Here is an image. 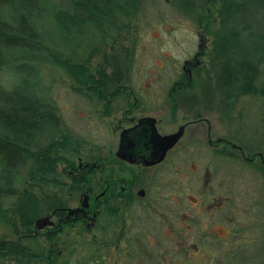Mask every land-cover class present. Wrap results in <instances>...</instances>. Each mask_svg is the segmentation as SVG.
Masks as SVG:
<instances>
[{"label":"rangeland","instance_id":"1","mask_svg":"<svg viewBox=\"0 0 264 264\" xmlns=\"http://www.w3.org/2000/svg\"><path fill=\"white\" fill-rule=\"evenodd\" d=\"M176 4L174 0H145L136 13L127 17L128 20L117 23L124 24L117 31H101L96 37V47L88 53V70L102 80L107 94L114 93L115 87L130 90L137 99L143 100L141 108L158 113L162 119H169L170 108L175 107V119L166 123L162 132L172 131L178 123L199 117L185 127L183 135L167 152L162 163L142 173L140 187L145 189V196L132 204L128 222L127 165L113 157L118 133L114 130V120L120 116L125 98L116 99V94L109 97L110 103L104 107L102 100L75 93L73 81L65 71L54 65L46 54L41 55L39 69L46 95L57 108L60 130L69 135L77 149L72 158L76 166L83 169L80 173L88 167L91 171L84 185L71 182L62 173L65 186L57 193L60 207L71 209L78 206L82 189L96 193L103 188L102 179L109 176V181L114 182L116 195L105 207L110 206L114 213L106 215L101 212L96 218L93 232L98 241L100 237L120 235L119 227L122 228L123 223L124 233L128 227L127 234L140 241L131 245L141 247L136 251L152 258V261L145 260L146 257L137 259L142 264H264V252L259 247L264 236V174L260 169L264 171V163L257 158L259 153L264 159V100L259 95H239L232 103L228 117L223 114L225 110L222 111L220 92L214 80L215 68L209 62L211 32L218 22L215 12L218 0L213 7L206 0L195 3L193 12L206 17L203 23L211 22L206 32L203 27L196 28L193 20L182 14ZM94 37L92 33H85L81 38H69L63 48L52 45L50 50L60 54L61 59L79 61V54L73 51L75 45L80 43L85 48L93 43ZM199 47H204L197 56L199 63L193 67L184 66ZM5 69L0 71V76ZM186 74L189 78L185 77ZM167 94L174 97L173 104L166 101ZM207 134L211 140L221 138L228 144L209 146L206 144ZM224 150L227 160L218 154ZM241 155L252 157V160L247 161ZM61 168L59 164L57 169ZM25 170L21 167L19 175L25 177ZM135 176H129V179L135 180ZM120 187L125 189L120 190ZM51 190L48 187L32 189L38 202V215L34 220L50 213L48 204L55 197ZM219 200L222 206L218 209ZM3 202L8 211L0 219V241L15 239L12 226L5 225L4 220L7 223L12 221L14 214L10 210L16 207V196ZM175 204L179 205V216ZM13 219L18 223L15 217ZM173 230L178 232L176 234L184 244L182 240L173 241ZM44 232V228L36 232V242L43 255L48 245ZM75 236L85 234L77 235L71 230L69 237ZM21 242L28 244L25 239ZM194 242L198 248L191 244ZM29 244L33 245V242ZM103 245L82 240L70 255H66L64 247L55 264H97V251L107 250L94 251V247ZM57 247L61 248L59 244ZM186 250L188 253H183ZM1 261L16 264L9 257ZM29 264L48 263L39 258ZM120 264H130V260Z\"/></svg>","mask_w":264,"mask_h":264},{"label":"trees","instance_id":"2","mask_svg":"<svg viewBox=\"0 0 264 264\" xmlns=\"http://www.w3.org/2000/svg\"><path fill=\"white\" fill-rule=\"evenodd\" d=\"M144 1L0 0V71L6 68L0 76V219L8 211L3 200L16 196L17 201L15 209L10 210L14 214L12 221L4 220L5 225L12 226L15 239L0 241V260L9 257L16 264H22V261L29 264L40 258L55 264L58 257L53 242H59V237L69 236L71 230L77 235L95 236V227L85 226L80 220L78 223L67 222L61 229L44 234L48 244L45 255L36 242L39 229L33 224L38 215V202L32 189L51 188L52 196L56 198L48 204L49 211L62 215L57 198V193L65 186L62 173L71 182L85 184L86 176L91 172L88 167L80 173L83 169L78 168L72 158L77 149L69 135L60 130L61 119L46 95L39 61L41 55L46 54L73 81L75 93L102 100L106 107L109 97L119 93L125 96L127 91L115 87L114 93L107 94L102 80L88 70V53L96 47V37L101 31H117L124 25L117 23L128 20L127 17L136 13ZM174 1H177L179 11L193 20L196 28L203 27L205 32L208 31L211 22L203 23L206 17L193 12L198 0ZM206 1L211 7L216 2ZM215 12L218 22L211 32L209 62L215 68L214 80L220 92L222 111L225 110L223 114L228 117L231 105L239 95H259L264 100V0H218ZM85 33H92L95 40L85 48L80 43L75 45L73 51L79 54V61L61 59L60 54L51 52L50 46L63 48L69 38H81ZM203 48L199 47L198 54ZM59 164L62 168L58 170ZM21 167L26 169L25 177L19 175ZM260 169L264 174L263 168ZM21 184L24 186L20 187ZM67 190L72 191L70 187ZM102 213L113 214L114 210L104 207ZM21 239L28 240V244L22 243ZM32 242L33 245L29 244ZM259 247L264 252V236ZM0 264L5 263L1 261Z\"/></svg>","mask_w":264,"mask_h":264},{"label":"flooded vegetation","instance_id":"3","mask_svg":"<svg viewBox=\"0 0 264 264\" xmlns=\"http://www.w3.org/2000/svg\"><path fill=\"white\" fill-rule=\"evenodd\" d=\"M200 36L201 35H199V37ZM201 42H203L202 39H201ZM199 55L200 54H198V52L196 51L192 57V60L186 61L184 63V66L193 67L197 65L199 63L197 56ZM185 71L187 73H190L189 69H186ZM188 76L189 75L186 74L185 77L189 78ZM167 95L168 97L165 98L166 101H170L173 104L174 97L171 98L169 97V94ZM123 97L125 98L124 108L122 112L120 113V116L118 118H115L114 120V124H115L114 130H117L118 133H117L116 146L113 152V157L119 163L127 165V222H128L130 220L129 215H130V209L132 207V204L134 203V201L140 200L141 198L143 199L145 196L144 195L145 189L143 187H140L142 184L141 183L142 173H145L147 172V170H150V168L156 167L160 163H162L167 155V152L179 141L180 137L183 135L185 127L189 125L190 123H193L196 120H198L199 117L193 120H190V121L178 123L175 129L172 131L162 132L163 131L162 128H164L163 126L166 123L173 122V120L175 119L176 117L175 114H177L176 113L177 110L176 109L175 111L173 110L175 107L170 108L172 110H170L171 114L168 115L169 119H162V117H160L158 113L156 114V113L151 112V110L147 111V109L144 110L143 108H141L140 106L141 104H143V100L137 99L135 93H132V91L127 90V93H125V96H122V94H118V97H116V99L119 98L123 100ZM153 99H151L152 102L156 104V101ZM205 123H206V130L208 131L209 126H208L207 120H205ZM180 126H182V133L180 137L169 149L165 151V154L162 160H160L157 163L150 164V165H143L141 163V160L147 161L151 159L154 155V148L152 147V145L156 144V142H155V139L152 138V134H154L155 132L159 136H165V135L175 132ZM206 144L214 147L217 144L227 145L228 142L221 138H216L215 140H211L207 134ZM231 146L234 148L232 144ZM117 149L120 154L127 153V161L120 159L119 157L115 155ZM236 149L239 150L238 147H236ZM218 154L220 158H224L225 160H227V152L225 150L222 152L219 151ZM242 158L246 159L247 161L252 160V157L248 158V157L242 156ZM257 158L259 162L264 163V159H262V156L259 153L257 154ZM96 167L99 168V165H97ZM89 173L90 172H88V174ZM128 175L129 176L136 175L134 177L135 180H132L133 179L132 177H131L132 179L131 178L129 179ZM110 179L111 177L105 176L102 179V181L104 182L103 188L96 193L94 192L90 193L88 189H85L83 191L82 198L83 196H86V205L81 206V203H82V199H81V202L78 204V206L71 208L73 210L76 209L75 213L69 216H66L67 210L69 208H64V207L58 208L63 212L62 215H56L54 214L53 210L50 211V213L48 214V218L52 221V223L51 225L45 226L46 228H45L44 234L55 232V230L61 229L62 225H65L67 222L78 223L80 222V220L84 222L85 226L92 227V228L96 227L97 223H95V220L101 214L102 212L101 210H103L101 208L105 207V205H108V202L115 199V198H111L112 196H115L116 193L113 187L114 182L109 181ZM82 185L84 184L82 183ZM123 188L124 187H120L119 189L122 190ZM208 202L211 203L210 201ZM218 204L219 206L217 208L219 209V207L222 206L221 205L222 201L219 200ZM175 207H177L178 209L177 214L179 216V205L176 206L175 204ZM52 218H54V220H52ZM163 222L166 223L165 220ZM175 223H180V222L179 220H175ZM127 226H129L128 223H127ZM119 228H120L119 233L121 232L120 235H116V237H113V236L100 237L101 239L100 241H98L97 240L98 237H95V236L94 237H91V236L59 237L60 238L59 242L57 241L55 242L53 240L55 253L57 254V257L60 256L63 253L62 250L65 247V250L67 253L65 254L70 255L71 252L74 250L73 248L75 247L76 244L82 243V240H88L89 242H92L93 244L94 243L104 244L103 247L95 246L94 251L95 249H100V248H104L107 250L106 252H102L104 254L100 253V251H97L98 252L97 258L95 259L96 261L99 259L97 264H118V263L120 264L124 261L127 262V259L130 260V264H142V262L138 261L137 259H141L145 257H146L145 260L148 259L152 261V258L147 256V253L136 251V250H139V248L141 247L131 245V243H140V241L134 236H130L128 234L124 235L125 229L123 228V223H122V228L121 227ZM127 233H128V229H127ZM176 233L178 234V232ZM176 233L173 230V241L174 242L177 241L178 243L179 240L181 241L182 239ZM69 238L71 239L70 241H68ZM142 238L148 240V237L146 235L142 236ZM61 243H64V244H61ZM182 243L184 244L183 240H182ZM57 244H61L59 245V247L61 248H58ZM70 244H73V245L68 247ZM191 244H193L195 248H198L195 242ZM188 251L189 250H186L183 253L187 254ZM103 260L105 261L103 262ZM151 264H155V263L152 262ZM174 264H176V262Z\"/></svg>","mask_w":264,"mask_h":264},{"label":"water","instance_id":"4","mask_svg":"<svg viewBox=\"0 0 264 264\" xmlns=\"http://www.w3.org/2000/svg\"><path fill=\"white\" fill-rule=\"evenodd\" d=\"M181 133H182V126H180L175 132L168 134V135H165V136H159L154 132V134H152V138H154L155 142H156V144L152 145V147L154 148V155L151 159H149L147 161L141 160V163L143 165H150V164L157 163L160 160H162V158L165 154V151L167 149H169L178 140ZM115 155L117 157H119L120 159L127 161V153H125V154L121 153L120 154L118 152V149H117ZM85 205H86V196H83L81 206H85ZM75 211H76V209L75 210L68 209L66 216H69V215L75 213ZM51 223H52V221L48 218V216L39 217V218L34 220V227L36 229H41L44 226L51 225Z\"/></svg>","mask_w":264,"mask_h":264}]
</instances>
